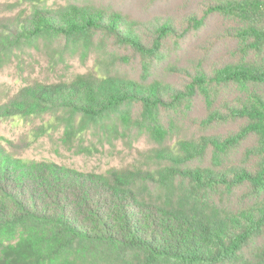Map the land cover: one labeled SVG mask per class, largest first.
<instances>
[{"label": "trees", "instance_id": "obj_1", "mask_svg": "<svg viewBox=\"0 0 264 264\" xmlns=\"http://www.w3.org/2000/svg\"><path fill=\"white\" fill-rule=\"evenodd\" d=\"M19 1L28 12L0 18V62L39 38L88 48L96 38L130 50L140 73L104 70L35 83L2 116L62 113L64 134L72 137L118 115L155 140L161 166L99 174L0 151V264H264V0H202L200 16L180 26L91 6L54 10L46 0ZM212 19L220 21L218 38L232 43L231 60L183 68L178 87L151 78L169 47ZM196 99L203 103L198 136L166 145L174 116ZM130 108L134 119L123 112ZM150 184L163 196L151 198Z\"/></svg>", "mask_w": 264, "mask_h": 264}, {"label": "rangeland", "instance_id": "obj_2", "mask_svg": "<svg viewBox=\"0 0 264 264\" xmlns=\"http://www.w3.org/2000/svg\"><path fill=\"white\" fill-rule=\"evenodd\" d=\"M202 0H46V8L58 9L66 5L91 6L104 11H117L128 20L154 22L181 20L196 14L200 16ZM28 5L19 0H0V18L28 12ZM220 21L212 19L204 29L190 33L179 45L169 47L153 66L151 78L181 86L186 78L183 68L189 70L199 61L202 68L213 63L231 60L232 43L218 38ZM170 45V44H169ZM117 57H129L130 63ZM127 62V61H126ZM114 63V64H113ZM173 69H180L173 71ZM104 70L129 77L139 75V62L130 50L116 47L107 40L103 44L94 39L88 48L81 43H72L61 38H39L31 46L17 51L9 60L0 62V151L22 162H48L73 168L81 172L104 174L108 170H155L161 162L155 158L160 146L147 132L132 124L122 123L118 115L104 119L85 132L72 137L64 134L62 113L58 116L3 117L6 104L24 87L35 83L50 84L69 82L76 75L97 74ZM132 119L136 109L130 108ZM203 113V103L196 99L184 115L174 116L172 131L166 145L175 148L182 139L198 136V117ZM173 117V116H172ZM229 127L218 128L223 132ZM212 131V130H211ZM213 132V131H212ZM202 163L205 162L203 161ZM159 187L150 184L148 195L162 197Z\"/></svg>", "mask_w": 264, "mask_h": 264}]
</instances>
